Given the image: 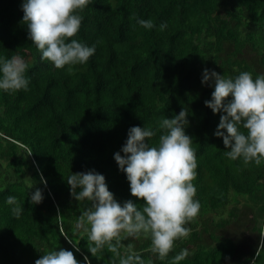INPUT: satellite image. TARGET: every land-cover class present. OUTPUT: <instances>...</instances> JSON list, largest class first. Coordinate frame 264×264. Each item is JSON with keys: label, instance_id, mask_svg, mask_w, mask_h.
Returning <instances> with one entry per match:
<instances>
[{"label": "trees", "instance_id": "trees-1", "mask_svg": "<svg viewBox=\"0 0 264 264\" xmlns=\"http://www.w3.org/2000/svg\"><path fill=\"white\" fill-rule=\"evenodd\" d=\"M21 3L0 0V55H23L30 77L27 89L0 90V264H35L53 248L112 264L107 246L91 253L88 226L79 223L90 201L71 194L67 177L95 169L117 200L142 206L114 153L131 126L156 128L182 108L196 149L200 211L163 260L148 235L122 236L124 245L155 264H264V160L225 155L214 135L220 114L205 104L214 89L201 79L205 67L226 76L264 73V0H89L73 38L96 51L73 71L41 59ZM141 17L155 27L140 25ZM37 187L44 199L34 204L29 194ZM9 194L24 204L20 216ZM183 248L189 255L172 260Z\"/></svg>", "mask_w": 264, "mask_h": 264}, {"label": "clouds", "instance_id": "clouds-1", "mask_svg": "<svg viewBox=\"0 0 264 264\" xmlns=\"http://www.w3.org/2000/svg\"><path fill=\"white\" fill-rule=\"evenodd\" d=\"M88 2L22 0V20L26 22L30 40L40 50L41 59L51 61L56 68L67 66L68 71H73L74 65L86 63L95 53V44L73 38L81 28L84 19L81 13ZM137 22L148 29L155 27L151 18L141 17ZM159 27L167 28V21H162ZM28 68L23 55H0V90L29 88ZM201 79L214 89L205 104L220 114L214 135L223 138L225 155L259 164L264 160V73L254 77L251 71L243 70L235 76H226L215 68L205 67ZM188 116L187 109L182 108L171 117L161 116L156 128L131 126L126 142L114 153L130 182V192L143 201L142 206L132 199L123 203L117 200L105 175L95 169L71 171L67 177L71 194L78 201H90L79 223L88 226V240L93 242L91 253L107 246L114 253L112 264H155L154 260L146 261L131 244L124 245L122 236H150L151 251L163 260L176 240L190 233L187 222L198 215L201 202L196 198L194 183L198 175L196 149L192 136L186 132ZM158 132L157 142H151L150 138ZM29 195L34 204L44 199L39 187ZM6 202L12 206L14 215L23 213L24 204L16 195L9 194ZM122 247L127 249L126 254L121 252ZM188 255L189 249L183 248L172 260L178 262ZM35 264H91V260L87 255L78 260L71 249L53 248L39 256Z\"/></svg>", "mask_w": 264, "mask_h": 264}]
</instances>
